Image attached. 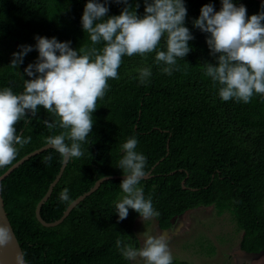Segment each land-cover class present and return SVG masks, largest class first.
I'll use <instances>...</instances> for the list:
<instances>
[{
  "label": "trees",
  "instance_id": "16d2710c",
  "mask_svg": "<svg viewBox=\"0 0 264 264\" xmlns=\"http://www.w3.org/2000/svg\"><path fill=\"white\" fill-rule=\"evenodd\" d=\"M103 2V0H101ZM137 14H144V0H128ZM243 4L247 15L258 14L264 3L259 0H233ZM87 0H0V40L32 45L33 50L17 69L13 58L0 46V89L11 86L23 91L24 68L35 63L37 35L70 41V47H91L89 34L83 31L81 18ZM215 11L221 0H184L185 26L194 39L184 59L177 58L179 71L168 75L164 64L155 62V52L144 57L124 56L118 69L119 79H109V89L97 101L93 128L81 143L84 155L71 158L49 199L42 206L48 220L60 218L76 197L88 191L96 181L110 174H123L118 162L122 144L129 137L138 140L136 151L146 156L145 172L139 186L151 197L159 212V227L170 229L174 219L199 206H215L218 213L229 211L243 230L240 247L250 253H264V96L254 94L250 103L223 101L219 85L204 75L206 62L215 64L206 43L209 34L193 26L204 4ZM108 15H119L123 3L108 0ZM102 44L96 45L102 48ZM160 50H166L164 40ZM151 67L148 82L141 84L139 69ZM186 69V70H185ZM30 122L16 125L17 134L31 136L20 147L12 162L46 144V138L63 129L49 130L43 120H56L42 107ZM70 143V141H66ZM51 155L52 159L45 162ZM63 159L52 148L31 156L2 181L5 206L22 245L27 264H131L116 247V240L140 248L135 231L136 211L129 209L119 220L115 204L124 193L123 177L109 178L86 196L57 225H45L36 215V207L59 173ZM159 161V163H157ZM157 163V164H156ZM11 164V165H12ZM156 164V165H155ZM11 165L0 167V175ZM155 167L153 168V166ZM186 179V186L182 181ZM68 189L69 200L60 193ZM144 264V262L140 263ZM172 264H191L173 258Z\"/></svg>",
  "mask_w": 264,
  "mask_h": 264
},
{
  "label": "clouds",
  "instance_id": "9594fccd",
  "mask_svg": "<svg viewBox=\"0 0 264 264\" xmlns=\"http://www.w3.org/2000/svg\"><path fill=\"white\" fill-rule=\"evenodd\" d=\"M125 6L119 15H108V0H87L81 23L90 37L91 47H70V41L60 42L55 37L37 35L35 48L38 58L24 68L30 79H24L23 91L15 93L11 86L0 89V167L12 164L18 154L17 145L23 147L32 137L17 134L16 125L23 119L30 122L40 107L57 117L43 120L49 130L63 129L46 138V145L62 158H80L81 147L93 128V112L98 99L109 89V79H119L118 69L124 56H146L155 52V62L164 64L162 71L171 75L179 71L177 58L191 51L189 41L194 39L185 26L187 9L184 0H144V14L140 16L128 0H115ZM222 7L214 10L211 3L204 4L193 26L209 34L206 43L216 63L206 62L204 75L214 86L219 85L223 101L250 103L254 94L264 96V5L258 14L247 15L243 4L221 0ZM164 40L166 50H160ZM102 44V48L95 47ZM12 54L10 66L17 69L24 57L33 50L32 45H20ZM186 70V69H185ZM151 67L139 69L141 84L148 82ZM70 141V143L66 142ZM138 140L129 137L122 144L123 156L118 162L124 178L120 188L124 195L115 204L119 220H124L129 209L141 219L159 216L151 197L144 196L139 186L145 177L146 156L136 151ZM52 159L51 155L45 162ZM61 201H68V189L60 193ZM8 239L7 231L0 227V244ZM116 247L126 260L140 258L144 264H172L168 239L165 235H146L143 245L135 248L131 243L116 240Z\"/></svg>",
  "mask_w": 264,
  "mask_h": 264
},
{
  "label": "rangeland",
  "instance_id": "374dc122",
  "mask_svg": "<svg viewBox=\"0 0 264 264\" xmlns=\"http://www.w3.org/2000/svg\"><path fill=\"white\" fill-rule=\"evenodd\" d=\"M0 46L13 53L16 41L0 40ZM135 231L141 247L146 235H165L173 258L188 260L191 264H264V253L243 250V230L229 211L218 213L215 206H199L174 219L170 229L159 227L155 217L142 220L139 216ZM144 262L140 258L131 264Z\"/></svg>",
  "mask_w": 264,
  "mask_h": 264
},
{
  "label": "water",
  "instance_id": "95a60500",
  "mask_svg": "<svg viewBox=\"0 0 264 264\" xmlns=\"http://www.w3.org/2000/svg\"><path fill=\"white\" fill-rule=\"evenodd\" d=\"M259 1H262L264 3V0H259ZM47 148H50V147L47 146L46 144H44L41 147L25 154L22 158H20L15 163H13L3 174L0 175V227H3L7 231V234H8L7 241L4 244H0V264H27L22 245H21L20 240H19V238L15 232V229L13 227V224L10 220L8 211H7L6 206H5V201H4V197H3V193H2V181L13 170H15L23 162H25V160L29 159L31 156H33L35 154H38V153L44 151ZM69 160L70 159H63V163H62V166H61L59 173L57 174L56 178L51 182V184L48 188V191L41 198V200L38 202V205L36 207V215H37L38 219L45 225L51 226V225H57V224L61 223L70 214L72 209L80 201H82L86 196L90 195L92 192H94L96 189H98L104 180L109 179V178H118V177L124 178V174H110V175H105V176L99 178L96 181V183L88 191L82 193L81 195L76 197L72 202H70V204L65 209L63 215L60 218H58L56 220L48 221L42 216V213H41L42 206L51 196V194L54 190V187L56 186V184L58 183V181L62 177L63 172H64ZM157 163H159V161ZM155 165L153 166V168L155 167ZM150 176H152V169L149 170L148 172H146V175L144 178H148ZM182 183H183L184 187H187L186 186V179H184L182 181Z\"/></svg>",
  "mask_w": 264,
  "mask_h": 264
}]
</instances>
